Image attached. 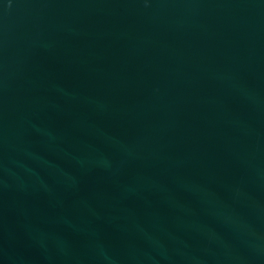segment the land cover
I'll use <instances>...</instances> for the list:
<instances>
[{
    "label": "water",
    "instance_id": "water-1",
    "mask_svg": "<svg viewBox=\"0 0 264 264\" xmlns=\"http://www.w3.org/2000/svg\"><path fill=\"white\" fill-rule=\"evenodd\" d=\"M0 264H264V0H0Z\"/></svg>",
    "mask_w": 264,
    "mask_h": 264
}]
</instances>
